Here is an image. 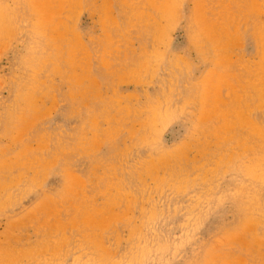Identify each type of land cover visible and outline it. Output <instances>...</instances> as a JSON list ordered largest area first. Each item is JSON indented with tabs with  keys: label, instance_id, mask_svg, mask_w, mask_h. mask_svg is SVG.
Instances as JSON below:
<instances>
[{
	"label": "rangeland",
	"instance_id": "rangeland-1",
	"mask_svg": "<svg viewBox=\"0 0 264 264\" xmlns=\"http://www.w3.org/2000/svg\"><path fill=\"white\" fill-rule=\"evenodd\" d=\"M263 97L264 0H0V264H264Z\"/></svg>",
	"mask_w": 264,
	"mask_h": 264
},
{
	"label": "bare ground",
	"instance_id": "bare-ground-1",
	"mask_svg": "<svg viewBox=\"0 0 264 264\" xmlns=\"http://www.w3.org/2000/svg\"><path fill=\"white\" fill-rule=\"evenodd\" d=\"M26 3V2H25ZM26 6V5H25ZM15 9H17V8H15ZM21 10V9H20ZM19 12V11H18ZM17 14V13H16ZM20 15V14H19ZM16 17H17V15H16ZM12 18V17H11ZM21 18V17H20ZM23 19H24V17H23ZM12 20V19H11ZM18 20V19H17ZM24 21V20H23ZM6 22V21H5ZM22 22V21H21ZM13 23V22H12ZM15 23V22H14ZM17 25V24H16ZM15 25V26H16ZM19 25V24H18ZM23 26V25H22ZM6 27V26H5ZM20 27H21V25H20ZM24 27V26H23ZM20 30V29H19ZM21 31V30H20ZM25 31V30H24ZM18 32V31H17ZM22 32V31H21ZM163 58V57H162ZM147 72V71H146ZM146 74V73H145ZM47 81V80H46ZM264 98V97H263ZM55 106V105H54ZM260 106H261V104H260ZM263 106V105H262ZM81 111V110H80ZM116 123V122H115ZM256 136V135H255ZM259 139V138H258ZM86 144V143H85ZM258 144V143H257ZM250 147V146H249ZM264 171V170H263ZM253 172V170H250V173H252ZM262 175V174H261ZM262 185V184H261ZM235 187V186H234ZM131 197V196H130ZM153 215V214H152ZM154 216V215H153ZM73 218V217H72ZM81 222V221H80ZM75 224H76V222H75ZM73 226V225H72ZM75 226V225H74ZM60 227H62V226H60ZM66 228V227H65ZM81 229V228H80ZM58 231V230H57ZM66 235V234H65ZM68 235V234H67ZM102 237V236H101ZM67 238V237H66ZM70 239V238H69ZM63 241V240H62ZM61 241V242H62ZM66 241H68V238H67V240ZM102 241V240H101ZM100 241V242H101ZM77 242V241H76ZM243 243V242H242ZM81 244V243H80ZM137 244H138V242H137ZM69 245H70V243H69ZM57 247H58V245H57ZM59 248H60V246H59ZM41 249V248H40ZM62 252V251H61ZM58 253V252H57ZM60 253V252H59ZM52 254V253H51ZM56 254V253H55ZM60 255V254H59ZM41 256V255H40ZM55 256V255H54ZM61 256V255H60ZM45 257V256H44ZM50 257V256H49ZM56 257H58L57 255H56ZM48 258V257H47ZM61 258V257H60ZM44 259V258H43ZM51 259V258H50ZM59 259V258H58ZM43 261V260H42ZM61 261V260H60ZM228 261V260H227ZM41 262V261H40ZM45 262H47V261H45ZM58 263V262H57ZM54 264H55V262H54ZM243 264V263H242Z\"/></svg>",
	"mask_w": 264,
	"mask_h": 264
}]
</instances>
